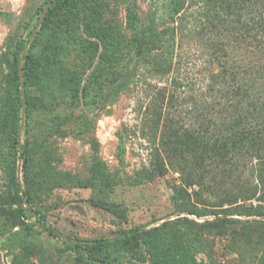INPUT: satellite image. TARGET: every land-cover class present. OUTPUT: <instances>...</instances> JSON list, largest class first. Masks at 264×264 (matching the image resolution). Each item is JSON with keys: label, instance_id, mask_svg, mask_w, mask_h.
Instances as JSON below:
<instances>
[{"label": "rangeland", "instance_id": "374dc122", "mask_svg": "<svg viewBox=\"0 0 264 264\" xmlns=\"http://www.w3.org/2000/svg\"><path fill=\"white\" fill-rule=\"evenodd\" d=\"M45 2L0 0V264H96L81 259L65 240L81 245L85 256L91 252L109 264H264V203L256 213L258 196L222 202L224 190L237 193L256 185L251 174L255 159L243 167L240 180L225 176L220 165H209L213 161L205 167L193 162L188 170L195 181L204 178L205 185L190 188L181 180L174 136L168 145L162 143L168 121L188 125L218 118L219 107H213L216 99L207 87L225 56L221 42L228 38L233 43V34H222L218 0H89L90 18L60 1L52 14L46 12L47 25L33 35L37 10L45 9ZM180 4L184 7L174 15ZM133 14L136 25L131 26ZM85 30L102 35L90 36ZM138 36L144 38L140 56L135 49ZM82 38L98 44L91 54V70L102 73L97 81L115 74L113 85H120L110 94L113 86L107 84L104 98L93 100L89 113L94 145L75 135L46 137V130L45 135L40 130L52 118L46 110L50 94L43 89L53 83L63 60L74 66ZM26 40L28 47L18 57ZM28 54V89L37 118L33 115L30 121L35 134L28 182L21 171L23 191H28L23 203L15 184L19 163L13 138L10 128L2 131V119L13 107L15 61L19 58L23 65ZM124 70L130 72L126 79ZM173 78L184 85L185 99H173L169 108L168 99L163 104L157 93L167 91ZM25 129L24 123L21 143ZM191 144L197 146L196 141ZM182 147L186 159L194 157ZM49 153L58 159L52 166L45 162ZM59 169L86 178L87 184L67 182ZM227 170L239 169L234 164ZM34 210L47 214L58 235L42 225ZM100 238L106 241L98 243Z\"/></svg>", "mask_w": 264, "mask_h": 264}, {"label": "trees", "instance_id": "16d2710c", "mask_svg": "<svg viewBox=\"0 0 264 264\" xmlns=\"http://www.w3.org/2000/svg\"><path fill=\"white\" fill-rule=\"evenodd\" d=\"M49 0H46L47 3ZM63 1L64 4L71 10L83 13L84 18H90V9L87 3L89 0H52L51 6L48 8V15L52 14L55 6ZM185 1V0H184ZM222 3H221V2ZM218 0L223 12L220 13V24L222 27L223 36L231 33L233 34V43L228 38L221 42V50L225 56L220 61V70L212 74L214 79L207 87L208 94L212 95L214 100L213 107H219L217 113L218 118L212 119L206 117L199 123L186 124H172L174 121H168L165 124L163 133L166 139L163 138L162 143L168 145V139L171 135L174 136V150L173 154L179 156L181 180L186 187L192 188L195 184L205 185L204 178L195 181V176L188 170L195 162L199 165H204L207 162L213 161L209 165H220L223 173L237 179H242L245 175V168L254 159L257 162L252 171V176L256 185L247 187L239 192L231 190H224V199L222 202L235 203L239 196H248L247 198L258 196L261 202L256 207L255 212L260 213L264 203V0ZM83 4V7H81ZM97 5H100L98 3ZM96 5V6H97ZM95 6V7H96ZM184 7L180 4L173 9V14L177 15ZM94 8V7H93ZM44 12V6H40L37 10V20ZM98 18L102 15V11L98 10ZM87 14V15H86ZM36 22V25L37 23ZM131 26L136 25L134 14L129 20ZM30 30L32 33L36 27ZM47 25L46 19L41 23V28ZM86 31V30H85ZM90 36H101V31H94L93 33L86 31ZM26 40L21 45L20 54L27 44ZM135 49L137 55H142L144 51V38L138 36L135 39ZM79 45L82 46L79 59L74 66H70L67 61H62L58 66L57 74L53 79V83L47 85L43 89V93L47 97L50 94L46 110L52 112V118L45 121L46 125L41 126L46 130V137L51 135L56 139L68 138L70 136H79L85 143L94 145L95 142L91 139V129L93 128V119L90 116L89 110L92 107L93 100H101L105 96V86H113L110 94L120 85H113L117 83L118 76L113 74L106 79L103 77L99 82L98 78L102 76L98 71L91 70L92 66V51L97 42L90 39H79ZM232 45V48L231 46ZM244 48L246 53L242 55L237 53L238 49ZM235 51H233V50ZM231 51L234 56H232ZM30 54L22 65V79L23 86L26 91V106H25V134L27 135L24 143L20 142L19 131L21 125V112L23 106L21 80L19 71V58L14 64V74L11 78L10 95L13 99V107L9 110L7 115L2 119V131L10 128L13 144H14V158L19 163L22 159L21 171L24 176V181L28 182L30 178V162H29V148L31 137L35 134V129L30 124L33 119V103L32 95L29 93L28 87L32 83L30 80ZM32 64V63H31ZM125 74L124 79L129 77L130 72ZM103 81V82H102ZM98 83L97 85H95ZM123 83V81L121 82ZM117 86V87H116ZM183 84L176 78H173L167 91L166 88L159 89L157 99L167 100V105L171 108L172 100L183 97ZM205 99H208L205 97ZM209 107V106H208ZM35 119L37 115H34ZM38 122V121H37ZM39 123V122H38ZM44 126V127H43ZM45 135V133L43 134ZM47 139V138H45ZM196 141L197 146H192L191 142ZM182 145L188 149L189 153H193L194 157L186 159V153L182 150ZM201 146L204 148L200 152ZM168 154L170 152L168 147L165 148ZM199 152H198V151ZM57 157L53 153L45 156L47 166H52L57 161ZM249 162V163H248ZM245 163V164H244ZM237 165L236 172H229L227 166ZM244 164V165H243ZM19 168V167H18ZM212 169V168H211ZM211 170L209 169V173ZM57 173L67 182L78 185L87 184V179L81 176H73L67 169H59ZM185 176V177H184ZM201 176H205L202 174ZM15 184L19 191H22L23 201L25 194L28 191H23L22 178L21 182L18 178V173L15 175ZM23 203H26V201ZM255 213V214H256ZM44 227L53 235H58L57 229L50 225L48 216L45 212L34 210L32 213ZM128 234V232H126ZM80 240V239H78ZM99 242H104L106 239H98ZM68 248L76 251L78 256L87 262H96V264H109L100 257H96L89 252L87 256L82 253L83 247L81 245H73L70 241H64Z\"/></svg>", "mask_w": 264, "mask_h": 264}, {"label": "water", "instance_id": "95a60500", "mask_svg": "<svg viewBox=\"0 0 264 264\" xmlns=\"http://www.w3.org/2000/svg\"><path fill=\"white\" fill-rule=\"evenodd\" d=\"M49 4H50V1L48 2L46 8L44 9V12L42 14V16L40 17V20H39V23L37 24L34 32H33V35L36 33L38 27L41 25V23L43 22L44 18H45V15H46V12L48 11V8H49ZM28 47V43L26 44L25 48H24V51H26ZM19 71H20V80H21V92H22V100H23V106H22V112H21V125H20V132H19V138L21 139V129L23 127V124H24V119H25V115H26V111H25V106H26V91H25V88L23 86V79H22V64H21V61H20V64H19ZM18 178H19V181L21 182V161L19 162V166H18Z\"/></svg>", "mask_w": 264, "mask_h": 264}]
</instances>
